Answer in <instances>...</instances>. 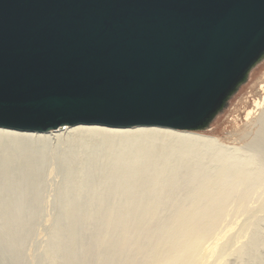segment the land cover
I'll return each instance as SVG.
<instances>
[{
    "label": "bare ground",
    "instance_id": "bare-ground-1",
    "mask_svg": "<svg viewBox=\"0 0 264 264\" xmlns=\"http://www.w3.org/2000/svg\"><path fill=\"white\" fill-rule=\"evenodd\" d=\"M250 88L241 146L155 126L0 128V264H264V71Z\"/></svg>",
    "mask_w": 264,
    "mask_h": 264
},
{
    "label": "water",
    "instance_id": "water-1",
    "mask_svg": "<svg viewBox=\"0 0 264 264\" xmlns=\"http://www.w3.org/2000/svg\"><path fill=\"white\" fill-rule=\"evenodd\" d=\"M264 59V0H0V128L205 131Z\"/></svg>",
    "mask_w": 264,
    "mask_h": 264
},
{
    "label": "rangeland",
    "instance_id": "rangeland-1",
    "mask_svg": "<svg viewBox=\"0 0 264 264\" xmlns=\"http://www.w3.org/2000/svg\"><path fill=\"white\" fill-rule=\"evenodd\" d=\"M264 71V59L257 63V65L251 70L248 76V81L241 86L238 92L231 97L227 108L212 122L210 127L205 131H196L203 134H209L216 136L221 143L226 146H241L242 140L241 134L250 128L251 120L254 115L249 118H245V112L248 109L253 108V99L256 97L255 91L250 87L262 75ZM256 79V80H255ZM247 109V110H246ZM246 110V111H245ZM49 213L50 209L47 210ZM39 238V242H40ZM42 241V239H41Z\"/></svg>",
    "mask_w": 264,
    "mask_h": 264
}]
</instances>
